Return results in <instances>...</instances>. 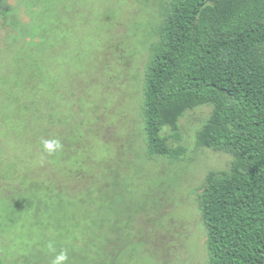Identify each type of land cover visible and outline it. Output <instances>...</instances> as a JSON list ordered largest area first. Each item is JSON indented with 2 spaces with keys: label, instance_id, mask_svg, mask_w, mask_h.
Here are the masks:
<instances>
[{
  "label": "rangeland",
  "instance_id": "1",
  "mask_svg": "<svg viewBox=\"0 0 264 264\" xmlns=\"http://www.w3.org/2000/svg\"><path fill=\"white\" fill-rule=\"evenodd\" d=\"M170 3L0 0L2 264H209L199 194L233 160L196 144L213 105L179 138L163 129L180 158L147 154L145 70Z\"/></svg>",
  "mask_w": 264,
  "mask_h": 264
},
{
  "label": "trees",
  "instance_id": "2",
  "mask_svg": "<svg viewBox=\"0 0 264 264\" xmlns=\"http://www.w3.org/2000/svg\"><path fill=\"white\" fill-rule=\"evenodd\" d=\"M157 34L145 70L147 154L180 158L185 147L163 129L179 138L181 116L212 104L196 144L233 160L199 194L209 264H264V0H171Z\"/></svg>",
  "mask_w": 264,
  "mask_h": 264
},
{
  "label": "clouds",
  "instance_id": "3",
  "mask_svg": "<svg viewBox=\"0 0 264 264\" xmlns=\"http://www.w3.org/2000/svg\"><path fill=\"white\" fill-rule=\"evenodd\" d=\"M43 147L44 150L51 153L52 151H54L55 149L60 147L59 141H55V140H45L43 142ZM49 249L53 252H55V247L54 245L50 242L48 245ZM69 257H68V253L66 250H61L58 253H56L51 261V264H66V262L68 261Z\"/></svg>",
  "mask_w": 264,
  "mask_h": 264
}]
</instances>
